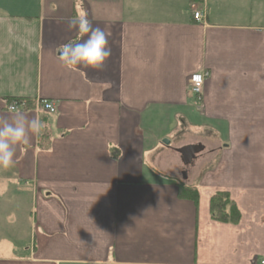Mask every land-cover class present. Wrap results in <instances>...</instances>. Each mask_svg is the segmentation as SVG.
<instances>
[{"label": "crops", "instance_id": "crops-1", "mask_svg": "<svg viewBox=\"0 0 264 264\" xmlns=\"http://www.w3.org/2000/svg\"><path fill=\"white\" fill-rule=\"evenodd\" d=\"M80 13L108 36L100 70L58 59ZM13 100L46 130L0 167V264L264 260V0H0V117ZM217 191L236 224L211 218Z\"/></svg>", "mask_w": 264, "mask_h": 264}, {"label": "clouds", "instance_id": "clouds-1", "mask_svg": "<svg viewBox=\"0 0 264 264\" xmlns=\"http://www.w3.org/2000/svg\"><path fill=\"white\" fill-rule=\"evenodd\" d=\"M55 6H53V11ZM69 29H76L78 36L59 47L58 59L69 71L78 68L100 70L111 56L108 36L99 27H93L84 13L68 21ZM11 118L0 117V167L15 164L18 146L30 144L32 136H40L46 124L39 118H29L14 106L9 109Z\"/></svg>", "mask_w": 264, "mask_h": 264}, {"label": "trees", "instance_id": "trees-1", "mask_svg": "<svg viewBox=\"0 0 264 264\" xmlns=\"http://www.w3.org/2000/svg\"><path fill=\"white\" fill-rule=\"evenodd\" d=\"M30 104V102H28ZM177 196L181 200L196 202L197 191L183 183H177ZM211 218L217 222L236 224L239 212L225 191H217L210 199Z\"/></svg>", "mask_w": 264, "mask_h": 264}, {"label": "built area", "instance_id": "built-area-1", "mask_svg": "<svg viewBox=\"0 0 264 264\" xmlns=\"http://www.w3.org/2000/svg\"><path fill=\"white\" fill-rule=\"evenodd\" d=\"M193 19L196 22H199L203 19V16L200 12H194ZM206 77H207V74H202V73L191 75L190 78L188 79V87H189L190 93L200 96L201 91H202V87H203V83H204ZM13 106L17 110L26 109L27 103H26V101H23V100L12 101L8 104L7 111H9V109ZM36 107L41 108L43 111H45L49 114L55 113V108H54L53 104L50 102L44 101V100L37 101ZM261 264H264V260L261 262Z\"/></svg>", "mask_w": 264, "mask_h": 264}, {"label": "water", "instance_id": "water-1", "mask_svg": "<svg viewBox=\"0 0 264 264\" xmlns=\"http://www.w3.org/2000/svg\"><path fill=\"white\" fill-rule=\"evenodd\" d=\"M166 144L168 142H165ZM203 148L201 146H187L184 148H181L177 150V152L181 155V160L184 165V167L190 166L195 160L196 155L199 154ZM183 177H185V172L183 174Z\"/></svg>", "mask_w": 264, "mask_h": 264}, {"label": "rangeland", "instance_id": "rangeland-1", "mask_svg": "<svg viewBox=\"0 0 264 264\" xmlns=\"http://www.w3.org/2000/svg\"><path fill=\"white\" fill-rule=\"evenodd\" d=\"M210 167H211V165H208V164H206V166H203L202 168H201V172L202 173H204L205 172V170H203V169H205L206 168V171L207 170H209L210 169ZM13 196L12 195H7L6 197H5V201H14L13 200ZM18 201H28V199L27 198H25V199H22V200H18Z\"/></svg>", "mask_w": 264, "mask_h": 264}]
</instances>
